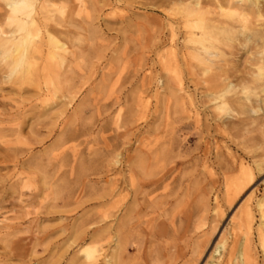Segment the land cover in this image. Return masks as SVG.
Segmentation results:
<instances>
[{
	"label": "rangeland",
	"instance_id": "obj_1",
	"mask_svg": "<svg viewBox=\"0 0 264 264\" xmlns=\"http://www.w3.org/2000/svg\"><path fill=\"white\" fill-rule=\"evenodd\" d=\"M190 3L218 42L192 35ZM34 9L40 90L0 56V264H264V0ZM8 15L0 0L6 34Z\"/></svg>",
	"mask_w": 264,
	"mask_h": 264
},
{
	"label": "bare ground",
	"instance_id": "obj_2",
	"mask_svg": "<svg viewBox=\"0 0 264 264\" xmlns=\"http://www.w3.org/2000/svg\"><path fill=\"white\" fill-rule=\"evenodd\" d=\"M5 1H6V6L9 9V15L7 17V22H9L10 26H13V25L16 26V28L13 31L8 32V34H6L5 32H3L0 29V48L2 49L1 52H0V56L2 57L3 62H6L7 65L10 67V74L8 75L9 79L14 77V75L21 74L20 76L26 82L34 84V85L37 84L36 87L39 88V90H40V84L36 80V77L38 76V74L36 72V67L34 66V64L29 59L30 58L29 54L32 51V47H33L32 43H34V38H38V37L41 36V33L39 32V29H38V22L34 19V13H35L34 4H35V2L37 0H5ZM241 1L242 2H249L251 0H241ZM257 2L258 1H256V3ZM219 6H221V5H219ZM188 8H189L188 11H187V17L189 19L188 20V26H189L190 30L192 31V35H194L197 40L202 41V42H209V43L218 42L220 40V38L224 35L223 33H225L226 30L218 28L219 20L217 19V17H215L216 15L215 14L212 15V14H210V12H208V13L204 12L202 7H200L199 4H198L197 7H194L190 3L188 5ZM43 10H45L44 6H43ZM252 12H253V10H252ZM60 14L61 15H65L66 13L65 12H60ZM24 15H26L27 17L32 19L31 23H28L26 20H24V17H23ZM236 15L238 16L239 20L240 19L245 20L247 18L246 14L244 12L236 13ZM66 16L67 15H65V17ZM48 17H50V16H48ZM52 18H54V17L52 16ZM66 20L65 21L63 20V21L68 23V19H66ZM248 20L249 19H247L246 22ZM60 24H61V27H62V25H64L63 22L62 23L60 22ZM55 27L56 26H54V28ZM73 28H74V26H73ZM228 30H229V28L227 29V31ZM233 32H235V31H233ZM3 35H6V37H3ZM49 38H50V45L53 47V49L64 51L65 45H62L61 41H59L56 37L53 38L51 36ZM51 58L54 59V60L57 59V60L62 61L61 55L58 54L57 51L51 53ZM0 63H2V62H0ZM10 81L14 83L13 78ZM238 103H239V101H238ZM240 106L241 105H239V107ZM228 107L231 108V105L230 104H226L224 107L222 106L221 108L227 109ZM239 110H245V109L241 108ZM233 111H236V110L233 109ZM242 114H244V113H242ZM8 117L9 118H13L14 117L13 113L11 112L10 115H8ZM3 134H4V132H3ZM246 173H247V171H246ZM249 175H248V178H249ZM250 177H252V176H250ZM249 182H250V180H249ZM231 191H233V190H231ZM229 198H230V195L228 197V200H229ZM233 201H234V199L232 200V202ZM259 207H260V209H263L264 205L261 204V205H259ZM253 219L254 218H253L252 210L250 208L245 209L244 212L242 213L241 217H240L239 227L241 229H247L248 230L250 228V226L252 225V223H253ZM235 249L231 250V258L229 260L230 262L237 260L238 262H240V264H255V261L252 258H250L246 254V252L244 250H240V252H238L239 257H236L234 255L235 254ZM85 253L87 254L88 259L93 261V263L96 262V260L98 259L97 255H96V250L94 248H89V249L85 250ZM229 261H228V264H229Z\"/></svg>",
	"mask_w": 264,
	"mask_h": 264
}]
</instances>
